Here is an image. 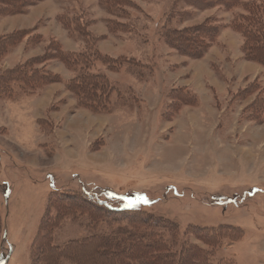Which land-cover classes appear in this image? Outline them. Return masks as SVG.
<instances>
[{"label":"rangeland","instance_id":"1","mask_svg":"<svg viewBox=\"0 0 264 264\" xmlns=\"http://www.w3.org/2000/svg\"><path fill=\"white\" fill-rule=\"evenodd\" d=\"M127 1L41 0L25 13H0V37L32 30L0 57V75L42 55L51 41L90 60L99 50L123 61L116 70L90 65L115 88L105 111L80 105L68 88L80 69L57 59L36 66L62 81L12 83L13 91L0 95V264H46L34 256V240L50 195L69 190L175 223L176 233L165 238L176 250L186 242L212 250L213 264H264V112L251 105L264 99V66L245 59L242 35L232 27L242 8L178 5L189 15L169 27L210 18L221 29L193 59L162 38L174 0ZM67 19L86 25L93 49ZM252 83L260 89L244 92ZM180 90L189 102L175 95ZM73 214L52 221L47 236L57 247L132 227L129 219L93 223L87 213ZM193 225H232L242 234L212 249L188 232ZM57 264L74 261L66 255Z\"/></svg>","mask_w":264,"mask_h":264},{"label":"trees","instance_id":"2","mask_svg":"<svg viewBox=\"0 0 264 264\" xmlns=\"http://www.w3.org/2000/svg\"><path fill=\"white\" fill-rule=\"evenodd\" d=\"M39 1L41 0H2L1 4L4 7L0 8V13L4 15L25 13L27 8L36 5ZM102 1L105 5H120L127 0ZM181 3L198 10L216 6L226 9L242 8V12L232 21V27L242 35V51L245 59L264 66V0H174V9L168 16L162 38L179 54L200 59L208 52L220 33V26L209 18L199 25L182 28L169 27L168 24L175 17L183 19L184 16L189 15L186 11L176 10ZM69 21L71 24L65 22V26L69 28L70 25L75 24V30L86 38V44L90 49H93L95 38L91 32L85 29L86 25L79 21L76 22L75 19ZM114 24L115 28L119 27L117 23ZM120 26L123 25L120 24ZM31 33L32 30L22 29L1 36L0 57L8 51L9 47L30 37ZM39 36L38 34L36 38L40 39ZM91 58L92 60L85 53L65 51L56 41H51L42 55L32 57L14 68L5 70L0 75V95L4 96V94L13 91L12 83H21L32 88L62 81L58 74H53L44 67L36 66L42 62L57 59L70 69H80L78 74L68 82L69 90L78 96L80 105L94 112L105 111L108 109L110 95L115 91V88L105 74L92 72L90 65L93 62H100L109 69L116 70L121 67L123 61L99 50H94ZM125 62L135 65L133 60ZM259 89L258 84L252 83L244 92H253ZM184 92L185 90H180L175 95H182L184 98L182 101L186 103L189 102L187 101L189 96H187V92ZM174 98L177 97L174 96ZM251 105L255 106L257 113L264 112V99L256 100ZM54 209L57 211L56 218H60L62 214L84 212L89 215L93 223L99 220L112 222L129 219L132 227H120L111 234L92 235L72 240L63 247H57L47 236L53 226L52 221L56 220V218H52L51 213ZM176 231L175 223L143 214L136 208L111 207L108 203L96 199L87 192L53 191L48 200L47 214L43 217L39 233L34 240L33 254L35 257H40L46 264H57L66 255L74 261V264H213L210 261L212 250L208 251L186 242L182 243L177 250L174 249L173 241L166 239L165 233L172 232L170 235L173 236ZM188 232L194 233L212 249L219 244L223 237L232 236L237 239L242 234L240 229L232 225H221L212 229L193 225ZM237 234L239 235L237 236ZM224 264L231 263L227 261Z\"/></svg>","mask_w":264,"mask_h":264}]
</instances>
